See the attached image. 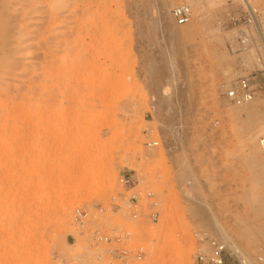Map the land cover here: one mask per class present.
<instances>
[{
    "label": "rangeland",
    "instance_id": "374dc122",
    "mask_svg": "<svg viewBox=\"0 0 264 264\" xmlns=\"http://www.w3.org/2000/svg\"><path fill=\"white\" fill-rule=\"evenodd\" d=\"M179 2L190 35L172 41ZM251 3L264 36V0ZM228 12L0 0V264H192L217 228L242 255L226 264H264V44L243 48ZM241 77L256 94L237 106L226 91ZM122 175L137 177L136 207Z\"/></svg>",
    "mask_w": 264,
    "mask_h": 264
},
{
    "label": "built area",
    "instance_id": "2783aa9c",
    "mask_svg": "<svg viewBox=\"0 0 264 264\" xmlns=\"http://www.w3.org/2000/svg\"><path fill=\"white\" fill-rule=\"evenodd\" d=\"M220 3L229 9V23L235 28L238 34V40L243 48L260 47L261 41L264 44L263 32L260 29L256 8L253 7L251 0H218ZM173 21L178 25L188 24L192 18V10L190 4L186 2L175 3L170 10ZM255 90L250 80L246 77L239 78L226 91L227 99L234 105L242 106L251 102L255 96ZM260 152L264 155V136L258 140ZM136 175H122L119 178L121 185H127L128 191L134 190L137 187ZM132 184V185H131ZM153 195L151 191L145 192V197L150 198ZM141 199L140 192L132 191L128 196L123 197V205L125 207H136ZM153 202L152 205H155ZM87 212L76 209L73 220L78 225H83ZM154 219V216H153ZM89 238L94 242L109 243L112 240L119 241L120 237L102 236L97 232L89 234ZM110 256L116 260H125L127 258L126 250L112 249L108 252ZM136 257H140V252H137ZM229 254L227 248L221 240L210 237L207 239V248L205 250L198 248L193 255L192 264H226Z\"/></svg>",
    "mask_w": 264,
    "mask_h": 264
},
{
    "label": "bare ground",
    "instance_id": "6f19581e",
    "mask_svg": "<svg viewBox=\"0 0 264 264\" xmlns=\"http://www.w3.org/2000/svg\"><path fill=\"white\" fill-rule=\"evenodd\" d=\"M73 3V2H72ZM73 5V4H72ZM76 5V4H75ZM70 6V5H69ZM75 7V6H74ZM73 10V9H72ZM68 19H69V17H68ZM90 23V22H89ZM76 24H78V23H76ZM189 24V23H188ZM188 24H184V25H178V26H180V28L181 29H179L178 31H176V30H174V32H172L171 34H170V36L167 38V39H170V40H175V39H178L179 37L181 38H185V37H188L189 35H190V31H188L187 29H186V27H184V26H186V25H188ZM88 25V24H87ZM182 26V27H181ZM179 28V27H178ZM43 33V32H42ZM67 33V32H66ZM44 34V33H43ZM46 34V33H45ZM79 36V35H78ZM87 36V35H86ZM91 37V36H90ZM46 38V37H45ZM44 38V39H45ZM49 38V37H48ZM43 39V38H42ZM169 40V41H170ZM171 41V42H172ZM43 42V41H42ZM42 42H41V44H42ZM170 42V43H171ZM168 43V42H167ZM38 44H39V42H32V43H29V44H27L25 47H24V49H23V54H24V56H31V54H33L34 52H36L35 50H37V46H38ZM177 46L176 45V42H174L173 43V46ZM40 46V45H39ZM169 48V47H168ZM178 48H180V46L178 47ZM174 49V48H173ZM33 52V53H32ZM172 52V51H171ZM179 54V51L177 50V48H175L174 49V51H173V59H174V56H175V58H176V56ZM171 55V54H170ZM169 58H170V56H169ZM24 59H27V58H24ZM173 59L171 60V61H173ZM264 62V61H263ZM1 65V64H0ZM1 67V66H0ZM9 69V68H8ZM11 70V69H10ZM2 72V71H1ZM0 72V74H2ZM4 72V71H3ZM9 72V71H8ZM13 73V72H12ZM10 74V73H9ZM8 74V75H9ZM4 75H5V73H4ZM3 75V78L5 77V79H6V75L4 76ZM13 75V74H12ZM8 78V77H7ZM7 80V79H6ZM11 80V79H10ZM1 86V85H0ZM2 87V86H1ZM4 91H5V89H4ZM11 95V94H10ZM13 95V94H12ZM53 100V99H52ZM60 101V100H59ZM58 102V101H57ZM93 103V102H92ZM90 104V103H89ZM78 105V104H77ZM51 106V105H50ZM66 106V105H65ZM73 106V105H72ZM91 108V107H90ZM45 109V108H44ZM63 109V108H62ZM251 125H252V123H250ZM251 132V131H250ZM217 232H218V234L220 235V237H221V241L222 242H224V244H225V246L227 247V249H229V251H230V253L235 257V258H238L239 260H241L242 259V255H241V253L239 252V250H238V248H237V246H236V244L234 243V242H229V238L227 237V236H225V234L220 230V229H218L217 228ZM242 261V260H241ZM244 263V262H243Z\"/></svg>",
    "mask_w": 264,
    "mask_h": 264
}]
</instances>
